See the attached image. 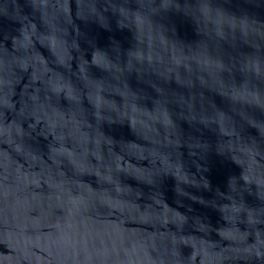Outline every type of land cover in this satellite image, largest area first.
Instances as JSON below:
<instances>
[{"label": "water", "instance_id": "water-1", "mask_svg": "<svg viewBox=\"0 0 264 264\" xmlns=\"http://www.w3.org/2000/svg\"><path fill=\"white\" fill-rule=\"evenodd\" d=\"M0 264H264V0H0Z\"/></svg>", "mask_w": 264, "mask_h": 264}]
</instances>
